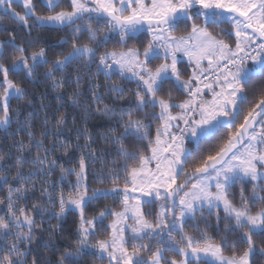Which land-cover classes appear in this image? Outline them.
<instances>
[{
    "label": "snow or ice",
    "instance_id": "6c2138e0",
    "mask_svg": "<svg viewBox=\"0 0 264 264\" xmlns=\"http://www.w3.org/2000/svg\"><path fill=\"white\" fill-rule=\"evenodd\" d=\"M39 2L43 14L37 0H0V12L24 30L20 37L13 32L0 40V128L28 137L27 142L13 140L15 175L0 166V181L7 187L6 211L0 215V264H81L86 255L101 264H253L257 254L264 256L259 243L264 240V93L244 107L249 105L247 86L264 78V0ZM44 28L68 31L59 41L68 51L50 59V49L40 46L44 42L31 37L33 30ZM93 66L95 73L90 72ZM39 68L57 92L66 85L72 88L73 105L87 112L90 99L96 113L118 116L123 132L111 130L105 139L119 145L123 164L114 161L113 167L95 174L98 183L107 181L111 187L88 183L89 168L99 161L87 131L81 133L85 143L76 145L80 154L75 166L65 168L55 153L67 155L70 147L59 140L66 117L54 112L49 120L45 113L40 122L44 130L37 134L34 112L21 121L19 112L11 110L10 100L26 93L10 74L35 79ZM101 74L109 82L108 94L115 97L126 91L117 80L135 85L134 100L118 113L110 106L115 101L101 107L104 93L95 78ZM85 80L90 95L82 99ZM13 124L15 133H9ZM222 129L227 130L223 135ZM48 137L54 138L50 144ZM126 139L134 142V151ZM57 169L59 180L52 181ZM238 186L237 203L233 190ZM32 191L44 199L28 205ZM107 200L115 206L99 207ZM205 211L216 214V236L194 223L199 216L207 224ZM68 214L77 217L76 238L50 259L45 253L55 246L48 241L33 247L45 222L36 215L63 221ZM190 223L194 234L185 230ZM58 226L50 225L49 231Z\"/></svg>",
    "mask_w": 264,
    "mask_h": 264
},
{
    "label": "trees",
    "instance_id": "16d2710c",
    "mask_svg": "<svg viewBox=\"0 0 264 264\" xmlns=\"http://www.w3.org/2000/svg\"><path fill=\"white\" fill-rule=\"evenodd\" d=\"M38 10L43 14L45 9L43 5L37 0ZM17 11H22V8L19 5L14 4ZM227 27V25L225 26ZM216 31H220L219 28ZM15 32L18 37H20L24 30L13 22V19L4 15L0 12V40H7L11 33ZM177 35L181 33H176ZM69 35L68 31L61 30H49L47 28L40 30H33L31 33V37L33 39H39L42 43L40 46L50 49L49 58H54V53H59L61 51H68V47L64 45H60L59 41L62 39H66ZM104 33H101V37ZM24 39H27V35L23 36ZM145 41L149 38L147 36L143 37ZM115 41H111L107 47L111 49L115 46ZM103 52V49L100 50ZM7 60L8 58L5 57ZM181 68H184V64H181ZM45 69L39 68L37 70V76L35 79L27 78L23 73L19 74H10V78L17 82L24 90L26 95L22 99L12 98L10 100L11 110L13 112H19V119L24 121L27 114L29 112H34L36 114V119L33 121V131L39 132L43 131L40 127V122L43 120L45 113L49 120L52 118V114L54 112H58L60 115H64L66 117V130L63 132V135L59 137V140L64 141L69 144V150L67 155H63L60 150H57L55 156L58 157L59 163L67 168L71 166H75L77 160L79 159L80 149L76 147L77 144L83 145L85 143V138L81 135L82 132L87 131L90 134L91 139L93 141L92 147L95 149L98 163H94L89 168V177L88 183L93 188L98 187H111L110 183L107 181L104 184H100L95 179V174L99 172L102 168L107 169L114 166V161L118 164L122 165L123 160L119 157V145L114 144L111 140L105 139V134L110 133L111 130L115 131V134H121L123 132V128L119 124L118 116L116 118H109L108 116L102 113H96L95 107L96 103L90 99L87 100V103L90 105L89 111H85L82 105H73L71 102V92L72 88L70 86H65L59 92L53 89L52 82L46 81L43 77ZM71 72V69L68 70ZM88 71L87 69H82L81 72ZM96 69L93 66L90 70L91 73H95ZM59 75V74H58ZM97 83L100 85V91L104 93V100L101 104H108L112 101L115 103H111V107H114L119 112L121 107H127L131 101L134 100V96L132 95V89H134L135 85L133 83H129L127 81L117 80V83L123 85L126 89L124 96L115 97L114 95H109L107 90L108 81L105 80L104 76L101 74L95 77ZM184 78H187L185 75ZM115 79V78H114ZM88 82L85 80L82 83V89L85 91V97L82 99H87L90 93L87 92ZM248 88V96H249V105H245V110L250 106V104L256 100L262 93H264V78L257 77L255 78ZM173 94L180 96L183 98L181 93L173 89ZM57 96L60 97L57 100ZM41 104H43V109L41 108ZM91 113V114H90ZM142 115V114H138ZM156 123L153 124L152 132L154 135ZM16 125L13 124L12 128L9 130V133H15ZM227 130L222 129L221 135L225 134ZM80 137L77 140V137ZM24 139L27 142L28 137L24 134V132H20L19 136H13L11 134H6L3 129H0V155L4 156V161L0 166L6 168V174L9 176L15 175V172L11 170L14 167V159L17 155L14 147L13 140L14 139ZM53 137H48L46 139V143H51ZM59 142V141H57ZM125 145L129 148V150L134 151L136 145L131 139L125 140ZM207 145H201V148H205ZM139 147L143 148V145H139ZM191 147V144L189 145ZM147 154V153H146ZM71 161V163H69ZM52 181L59 180V169L53 173L50 178ZM70 179L74 180V177ZM9 184L15 185V181L9 180ZM37 188H39V182H37ZM65 190H67V185H65ZM236 194L234 199L238 203L239 202V186L233 190ZM245 194L250 195L251 188L250 186H245L244 188ZM7 194V187L0 181V199H4ZM44 199L41 197V193L39 191H32L29 193V199L25 202L28 205L32 203H36L39 200ZM7 200L4 199V203H0V215H4L6 211ZM104 204H113V201H101L99 203V207H103ZM113 206H115L113 204ZM54 211L53 209H49V213ZM58 211V209H56ZM89 214H92L91 209L89 210ZM35 215V213H34ZM216 214L209 215L207 211L204 212V217H207V224L203 222V217H197V220L194 223H199L202 230H206L209 235L216 236L217 235V224H216ZM221 217H223V212L219 213ZM36 219H43L45 222L42 225L41 230L37 231L36 240L33 244V247L41 244L44 241H48L51 245L55 246L49 248L46 251V255L50 259H55V251L57 249L63 250L66 246L73 243L75 240V222L77 217L75 214H68L63 221H57L54 216L45 215L41 217L36 215ZM108 223V222H106ZM223 219L221 220L220 228L223 227ZM50 225H59L54 232L49 231ZM186 231L194 234V230L191 226V223L186 226ZM174 235H176L174 233ZM179 237L177 236V239ZM218 238V237H217ZM259 243L264 244V240L259 241ZM238 249H242L243 245H238ZM169 255H173L169 253ZM225 255H231V252L225 250ZM179 257H177L178 259ZM81 264H101V261L96 259L95 256L86 255ZM106 264V262H105ZM253 264H264V256L257 254L253 258Z\"/></svg>",
    "mask_w": 264,
    "mask_h": 264
},
{
    "label": "rangeland",
    "instance_id": "374dc122",
    "mask_svg": "<svg viewBox=\"0 0 264 264\" xmlns=\"http://www.w3.org/2000/svg\"><path fill=\"white\" fill-rule=\"evenodd\" d=\"M0 129H2V128H0Z\"/></svg>",
    "mask_w": 264,
    "mask_h": 264
}]
</instances>
